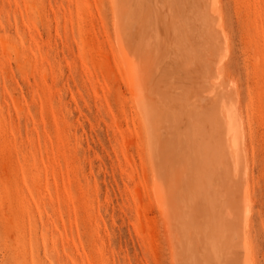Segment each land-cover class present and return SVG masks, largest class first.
I'll return each mask as SVG.
<instances>
[{
	"label": "rangeland",
	"instance_id": "obj_1",
	"mask_svg": "<svg viewBox=\"0 0 264 264\" xmlns=\"http://www.w3.org/2000/svg\"><path fill=\"white\" fill-rule=\"evenodd\" d=\"M218 9L229 45L220 86H235L251 134L250 262L264 264V0H220ZM111 34L106 0H0V264H178V233L152 203L130 101L116 70L104 67L105 58L113 66ZM53 149L61 170L57 229L41 163ZM25 162L50 194L40 208Z\"/></svg>",
	"mask_w": 264,
	"mask_h": 264
},
{
	"label": "bare ground",
	"instance_id": "obj_2",
	"mask_svg": "<svg viewBox=\"0 0 264 264\" xmlns=\"http://www.w3.org/2000/svg\"><path fill=\"white\" fill-rule=\"evenodd\" d=\"M106 3L113 66L105 58L104 67L109 73L116 70L114 79L118 76L119 89L123 88L130 101L132 132L141 146L136 150L139 153L144 148L150 171V177L143 176L144 171L142 177L152 178L153 189L150 180L145 181L151 187V198L155 197V202L150 201L178 233L174 238L179 242L178 264H252L246 149L251 134L238 112L235 86L231 84L227 91L220 86L219 66L229 49L218 9L220 0ZM78 32L83 55L86 42L82 28ZM255 115V108L250 107L251 122ZM41 163L53 184L57 229L61 196L57 150H52L51 161ZM24 174L27 180L38 181L36 170L27 166ZM34 189L31 197L40 208L43 192L38 184ZM43 191V196L50 195L46 186ZM234 239V247L245 248V261L234 251Z\"/></svg>",
	"mask_w": 264,
	"mask_h": 264
},
{
	"label": "snow or ice",
	"instance_id": "obj_3",
	"mask_svg": "<svg viewBox=\"0 0 264 264\" xmlns=\"http://www.w3.org/2000/svg\"><path fill=\"white\" fill-rule=\"evenodd\" d=\"M237 153H238V148H237Z\"/></svg>",
	"mask_w": 264,
	"mask_h": 264
}]
</instances>
